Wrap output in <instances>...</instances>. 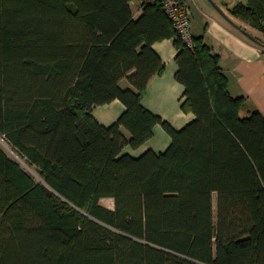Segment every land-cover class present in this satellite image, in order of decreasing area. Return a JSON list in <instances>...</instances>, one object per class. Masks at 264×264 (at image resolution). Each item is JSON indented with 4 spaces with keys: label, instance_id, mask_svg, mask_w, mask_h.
Instances as JSON below:
<instances>
[{
    "label": "trees",
    "instance_id": "trees-1",
    "mask_svg": "<svg viewBox=\"0 0 264 264\" xmlns=\"http://www.w3.org/2000/svg\"><path fill=\"white\" fill-rule=\"evenodd\" d=\"M225 12L264 47V0ZM165 40L196 117L179 131L143 105ZM116 100L104 127L93 112ZM158 125L166 152L125 154ZM0 137L40 177L0 146V264H264V116L158 2L0 0Z\"/></svg>",
    "mask_w": 264,
    "mask_h": 264
},
{
    "label": "crops",
    "instance_id": "crops-1",
    "mask_svg": "<svg viewBox=\"0 0 264 264\" xmlns=\"http://www.w3.org/2000/svg\"><path fill=\"white\" fill-rule=\"evenodd\" d=\"M212 1L225 12L227 5L232 7L240 0ZM185 3L191 16L193 36L194 38L204 37L205 43L213 50V53L220 56L221 67L229 79L231 95L246 97L250 107L264 116V47L251 41L227 21L210 0H185ZM143 4V1H135L131 4L136 19L143 13ZM233 21L244 29L239 22ZM244 30H249L250 34L262 39L260 33L257 36V32L248 27ZM153 49L165 65V72L150 82L143 105L174 129L182 130L196 117L183 110L185 87L177 79L179 71L176 61L177 48L172 40H165L156 43ZM121 87L132 89L127 80L121 82ZM125 110V105L116 100L96 108L93 116L102 126L109 128L118 121ZM124 132L130 138V134L127 131ZM171 142L169 134L161 125H158L149 142L138 150L128 147L125 149V154L134 158H139L149 151L162 154L167 151Z\"/></svg>",
    "mask_w": 264,
    "mask_h": 264
},
{
    "label": "built area",
    "instance_id": "built-area-1",
    "mask_svg": "<svg viewBox=\"0 0 264 264\" xmlns=\"http://www.w3.org/2000/svg\"><path fill=\"white\" fill-rule=\"evenodd\" d=\"M150 3H160L173 22L178 36L189 47L194 48L192 21L185 0H145Z\"/></svg>",
    "mask_w": 264,
    "mask_h": 264
},
{
    "label": "rangeland",
    "instance_id": "rangeland-1",
    "mask_svg": "<svg viewBox=\"0 0 264 264\" xmlns=\"http://www.w3.org/2000/svg\"><path fill=\"white\" fill-rule=\"evenodd\" d=\"M245 28H247V27H245ZM251 30H253V29H251ZM253 31H255V30H253ZM255 32H257V31H255ZM257 36H259V32H257ZM262 39H263V37H262ZM0 146L6 151V153L10 157H12L16 161H18L23 166V168H25L27 171H29L33 176L36 177L37 180L40 181V177L36 173L35 169L30 168L29 165L27 164V162L9 146V144L7 143V141L3 137H0ZM214 199H215V207H216L217 206V195L214 196ZM102 205L105 206L106 208L115 209L114 200H112V199L103 200Z\"/></svg>",
    "mask_w": 264,
    "mask_h": 264
},
{
    "label": "water",
    "instance_id": "water-1",
    "mask_svg": "<svg viewBox=\"0 0 264 264\" xmlns=\"http://www.w3.org/2000/svg\"><path fill=\"white\" fill-rule=\"evenodd\" d=\"M216 7V9L221 13V15L229 21L232 25H234L237 29H239L246 37H248L251 41L255 42L258 45H261V42L248 31L242 29L239 25H237L227 14L224 12L219 6H217L212 0H210Z\"/></svg>",
    "mask_w": 264,
    "mask_h": 264
}]
</instances>
